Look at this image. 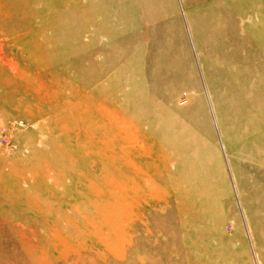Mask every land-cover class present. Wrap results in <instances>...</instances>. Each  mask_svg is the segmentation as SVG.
Wrapping results in <instances>:
<instances>
[{
	"label": "rangeland",
	"instance_id": "374dc122",
	"mask_svg": "<svg viewBox=\"0 0 264 264\" xmlns=\"http://www.w3.org/2000/svg\"><path fill=\"white\" fill-rule=\"evenodd\" d=\"M261 188L264 0H0V264H264Z\"/></svg>",
	"mask_w": 264,
	"mask_h": 264
},
{
	"label": "crops",
	"instance_id": "0c3cea01",
	"mask_svg": "<svg viewBox=\"0 0 264 264\" xmlns=\"http://www.w3.org/2000/svg\"><path fill=\"white\" fill-rule=\"evenodd\" d=\"M257 192L258 193L262 192V194H263L264 193V188L258 189ZM259 242H260L259 246H261V248L264 250V246H263L264 245V234H263V236L259 237ZM244 243L245 242L241 241V244L244 245ZM260 259H263V261H264V256H262Z\"/></svg>",
	"mask_w": 264,
	"mask_h": 264
},
{
	"label": "bare ground",
	"instance_id": "6f19581e",
	"mask_svg": "<svg viewBox=\"0 0 264 264\" xmlns=\"http://www.w3.org/2000/svg\"><path fill=\"white\" fill-rule=\"evenodd\" d=\"M55 101H56V100H55ZM52 105H53V104H52ZM71 109H72V108H71ZM71 109H70V110H71ZM67 111H69V110H67ZM118 121H119V120H118ZM121 133H122V132H120V134H121ZM131 134H132V132H131Z\"/></svg>",
	"mask_w": 264,
	"mask_h": 264
}]
</instances>
